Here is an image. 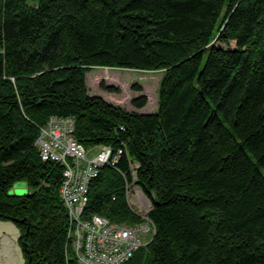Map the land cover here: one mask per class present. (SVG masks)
Wrapping results in <instances>:
<instances>
[{"label":"trees","instance_id":"trees-1","mask_svg":"<svg viewBox=\"0 0 264 264\" xmlns=\"http://www.w3.org/2000/svg\"><path fill=\"white\" fill-rule=\"evenodd\" d=\"M96 68L162 72L155 113L89 95ZM52 117L120 152L83 215L149 222L122 264H264V0H0V222L23 264H76L62 167L35 146ZM17 183L30 192L9 195Z\"/></svg>","mask_w":264,"mask_h":264},{"label":"built area","instance_id":"built-area-1","mask_svg":"<svg viewBox=\"0 0 264 264\" xmlns=\"http://www.w3.org/2000/svg\"><path fill=\"white\" fill-rule=\"evenodd\" d=\"M73 133L72 118L52 117L40 128L35 146L43 162H54L62 167L59 194L73 227L70 236L76 264H122L143 245L151 225L148 221L123 225L99 216L79 217V208L88 198L91 181L103 166L114 165L120 152L114 154L110 148L101 146L88 158L89 150L74 139ZM126 196L134 199L140 210L132 205L138 212L142 211V206L145 210L149 207L148 200L135 185V178L127 186ZM146 214L142 215L143 221Z\"/></svg>","mask_w":264,"mask_h":264},{"label":"rangeland","instance_id":"rangeland-1","mask_svg":"<svg viewBox=\"0 0 264 264\" xmlns=\"http://www.w3.org/2000/svg\"><path fill=\"white\" fill-rule=\"evenodd\" d=\"M230 49H234V43L229 44ZM222 48H226L222 46ZM106 70V72L104 71ZM162 77V72H137L132 70H108L96 68L86 74V87L89 95L99 96L106 102L119 106L128 112H138L140 114H152L156 111L157 106V89ZM111 87L112 92H109L105 88ZM144 96L147 99V104L144 108L135 109L132 106V100ZM149 99V101H148ZM122 100L121 104L116 101ZM98 151V147L89 149L88 158L94 156ZM30 190L24 183H17L9 190V195H27ZM131 208L140 215L148 212L149 207L145 210V206H142V211L138 212L139 206L133 198L128 199ZM136 205L138 209L133 206ZM140 210V209H139ZM145 210V211H143ZM4 224V225H2ZM6 224V225H5ZM6 231L5 236L7 238L8 247H13L16 258L8 260L4 259L3 253L0 254V264H23V258L20 249L17 245L18 231L11 223L0 222V231ZM17 232V236H16ZM19 250V251H17Z\"/></svg>","mask_w":264,"mask_h":264},{"label":"crops","instance_id":"crops-1","mask_svg":"<svg viewBox=\"0 0 264 264\" xmlns=\"http://www.w3.org/2000/svg\"><path fill=\"white\" fill-rule=\"evenodd\" d=\"M3 223V222H2ZM2 225H4V224H2ZM6 225V224H5ZM6 231H4V230H2V231H0V254L1 253H3V255H4V259L8 262V260L10 259V260H12L14 257L16 258V260H17V257H16V254H15V252H13V250H14V248L13 247H11V248H9L8 247V242L6 241L7 240V238H6V236H5V233ZM16 236H17V232H16ZM18 236H19V233H18ZM18 239V238H17ZM18 245V244H17ZM19 247V246H18ZM17 251H19V250H17ZM21 252V251H20ZM17 264H18V262H17Z\"/></svg>","mask_w":264,"mask_h":264},{"label":"bare ground","instance_id":"bare-ground-1","mask_svg":"<svg viewBox=\"0 0 264 264\" xmlns=\"http://www.w3.org/2000/svg\"><path fill=\"white\" fill-rule=\"evenodd\" d=\"M105 72H106V70H104ZM148 101H149V99H148ZM118 104H121L122 103V100H120V101H116ZM145 200H147L146 198H145ZM87 202H88V198H87V200H85L84 201V203L80 206V208H79V217H84V215H83V212H84V209H85V207H86V205H87Z\"/></svg>","mask_w":264,"mask_h":264}]
</instances>
